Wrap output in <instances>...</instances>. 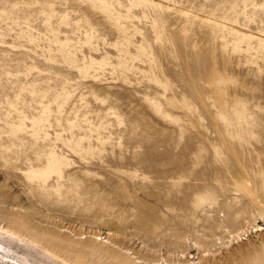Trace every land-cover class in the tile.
Returning a JSON list of instances; mask_svg holds the SVG:
<instances>
[{"label":"rangeland","instance_id":"rangeland-1","mask_svg":"<svg viewBox=\"0 0 264 264\" xmlns=\"http://www.w3.org/2000/svg\"><path fill=\"white\" fill-rule=\"evenodd\" d=\"M0 243L264 264V0H0Z\"/></svg>","mask_w":264,"mask_h":264},{"label":"bare ground","instance_id":"bare-ground-1","mask_svg":"<svg viewBox=\"0 0 264 264\" xmlns=\"http://www.w3.org/2000/svg\"><path fill=\"white\" fill-rule=\"evenodd\" d=\"M8 234L12 237H18L21 238V235L15 233V232H9ZM11 239V238H10ZM13 252V251H12ZM8 248L4 247L2 245V243H0V264H8L10 261L12 262H19L22 264H30L27 260V258H25V260H23L24 258L22 256H18V255H14ZM30 256V255H29ZM23 258V259H22ZM29 258V257H28ZM27 259V260H26ZM23 260V261H22ZM17 264V263H16Z\"/></svg>","mask_w":264,"mask_h":264}]
</instances>
